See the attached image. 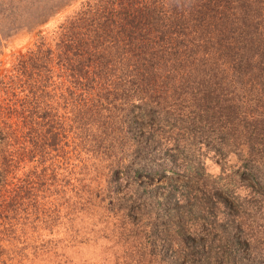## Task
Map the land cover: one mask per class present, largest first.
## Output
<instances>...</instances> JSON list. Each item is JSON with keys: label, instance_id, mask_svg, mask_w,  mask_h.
<instances>
[{"label": "trees", "instance_id": "1", "mask_svg": "<svg viewBox=\"0 0 264 264\" xmlns=\"http://www.w3.org/2000/svg\"><path fill=\"white\" fill-rule=\"evenodd\" d=\"M76 2L0 72V240L95 210L116 264H264L203 168L264 173V0H9L0 40Z\"/></svg>", "mask_w": 264, "mask_h": 264}, {"label": "rangeland", "instance_id": "2", "mask_svg": "<svg viewBox=\"0 0 264 264\" xmlns=\"http://www.w3.org/2000/svg\"><path fill=\"white\" fill-rule=\"evenodd\" d=\"M8 1L0 0V9L5 15L9 14ZM13 1L18 7L12 16L18 17L23 0ZM77 3L54 16L41 29L10 36L11 33L6 39L1 37L0 72L10 69L14 54L30 46L42 28L50 29L60 15ZM244 157V154L230 153L225 158H218L211 152L204 159L203 168L217 178L210 183L215 191V206L233 210L232 224L227 226L229 233L234 237L243 236L240 232L242 228L251 234L250 244L240 239L237 246L245 253L264 255V173L249 174L244 171ZM148 182L154 184L157 181L150 178ZM257 200L260 201L257 203ZM105 213H102L103 218ZM235 213H238L240 220L234 219ZM79 215L72 221L62 219L64 222L53 225L34 223L24 228L21 236L1 239L0 264H116L118 243L108 229L103 228L102 218L98 219L97 211ZM180 260L176 258L174 262Z\"/></svg>", "mask_w": 264, "mask_h": 264}]
</instances>
